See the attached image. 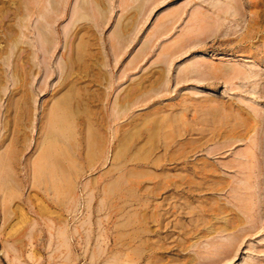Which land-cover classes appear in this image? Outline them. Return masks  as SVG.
Here are the masks:
<instances>
[{"label":"rangeland","instance_id":"obj_1","mask_svg":"<svg viewBox=\"0 0 264 264\" xmlns=\"http://www.w3.org/2000/svg\"><path fill=\"white\" fill-rule=\"evenodd\" d=\"M44 1L0 0V264H264V0H55L14 85ZM57 101L74 134L37 180Z\"/></svg>","mask_w":264,"mask_h":264},{"label":"bare ground","instance_id":"obj_2","mask_svg":"<svg viewBox=\"0 0 264 264\" xmlns=\"http://www.w3.org/2000/svg\"><path fill=\"white\" fill-rule=\"evenodd\" d=\"M50 2H51V4L47 0L44 1V3L40 7L39 17L36 16L38 18L37 20H35L36 23L33 22V25L35 23L34 26L36 27L35 29H36L37 40H38V44H37L36 49L33 48L36 45L33 44L30 40H27V38L29 37L28 34L31 31L30 30L31 26L29 27V21L31 19V15L29 13H26L27 15H25L24 17L19 16L16 18L15 17L12 18V55H11L12 56V62L11 63H13L12 81H13L14 85L19 84L20 86L24 87L27 84V79H28L29 75H31L33 73V70H34L33 67L38 65L37 62L35 61V57H37L38 51L41 52L42 58H44L42 60L44 61L45 66H47V58H48L49 53H52L54 51V49L57 48L56 45H57L58 39H57V35H56V30L53 27L54 20L49 15V12H50L49 5H52L53 10L58 11V9H59L58 4L59 3H58V1H55V0L54 1L52 0ZM80 17L82 18L83 16L82 15L77 16V14H76L74 21L72 20L74 22V24L76 21L79 20ZM69 32H70V30H69ZM6 36L8 37V34H6ZM64 37H65V34H64ZM66 38H68V36ZM119 38H120V36H119ZM26 44H28L33 49L29 48ZM25 46H26V49H25ZM28 50H29V52L27 53L26 51H28ZM66 56H67V54H66ZM2 58L5 60H8L9 56L5 55ZM67 60L65 58V54L62 53V58L60 59V62L59 61L57 62V63H59L58 67L60 69V78H62V80L60 81V83L58 85H60L66 78L63 75V71H64L63 68L65 69V67L68 65L69 62ZM21 61L26 62V65L20 64ZM39 68H40V66H37V72L40 71ZM44 73L47 76L48 73L47 74H46V72H44ZM24 74L26 76H24ZM108 77H109V75H108ZM46 84H48V83H46ZM53 85H54V83H53ZM122 108H124V106ZM122 110H120V111H122ZM117 114H118V112H117ZM67 132H68V134H67ZM72 132L74 134V125H73V119L71 118V114L68 111L65 104H61V101H57L49 113L47 135H46L45 140L42 143L43 144L42 145V153L35 163V178L37 180L39 178L41 179L42 176H46V175L50 176L51 178L58 175V173H57L58 172L57 161L54 160V155H53L54 150L57 149V147L63 149L62 144L64 142H62L63 141L62 138H68L69 136L72 135L71 134ZM69 134H71V135H69ZM27 141H28V139H27ZM99 143L100 142H98V141L90 142L89 149L91 151H93V149L95 147L99 146ZM64 145H66L68 147L67 144L64 143ZM10 152L11 151L6 152V154H4L0 158V172L4 169L5 166L7 167L11 164L13 166V160L15 159V157H13V156L15 155V153H14V150H12V153H10Z\"/></svg>","mask_w":264,"mask_h":264}]
</instances>
